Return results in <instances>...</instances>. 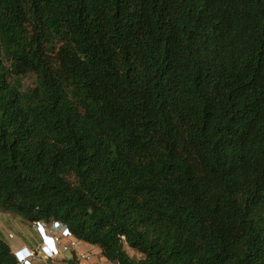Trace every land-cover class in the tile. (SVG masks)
I'll list each match as a JSON object with an SVG mask.
<instances>
[{"label":"trees","instance_id":"obj_1","mask_svg":"<svg viewBox=\"0 0 264 264\" xmlns=\"http://www.w3.org/2000/svg\"><path fill=\"white\" fill-rule=\"evenodd\" d=\"M0 210L111 264H264V0H0Z\"/></svg>","mask_w":264,"mask_h":264},{"label":"built area","instance_id":"obj_2","mask_svg":"<svg viewBox=\"0 0 264 264\" xmlns=\"http://www.w3.org/2000/svg\"><path fill=\"white\" fill-rule=\"evenodd\" d=\"M34 227L41 238V245L36 251L29 248L15 251L17 264H37V261L42 264H62L59 262L61 256L78 252L83 243L73 237L68 227L59 223H36ZM90 259V255L83 254L79 264H87Z\"/></svg>","mask_w":264,"mask_h":264},{"label":"rangeland","instance_id":"obj_3","mask_svg":"<svg viewBox=\"0 0 264 264\" xmlns=\"http://www.w3.org/2000/svg\"><path fill=\"white\" fill-rule=\"evenodd\" d=\"M36 85V77L29 75L24 77V88L25 90L31 89L35 87ZM34 226V225H33ZM33 235L32 232V224L27 223L24 221L21 217L16 216L14 214L10 213H4L0 210V236L4 237L6 240L12 241V239H23L27 237L28 235ZM12 236V238H11ZM39 249L38 245H35V251ZM126 250L130 257H132L135 260L142 259V256L130 249L128 246H126ZM92 256V260L90 259L87 264H111L108 262L102 255L101 251L97 249L96 251H93L90 253ZM62 264H77V261L68 262L67 260H61L59 261ZM37 264H42L40 261H37ZM79 264V262H78Z\"/></svg>","mask_w":264,"mask_h":264},{"label":"crops","instance_id":"obj_4","mask_svg":"<svg viewBox=\"0 0 264 264\" xmlns=\"http://www.w3.org/2000/svg\"><path fill=\"white\" fill-rule=\"evenodd\" d=\"M32 232L33 235H28L27 237L23 238V239H12V241L10 240H6L7 243L10 245L11 249L13 252L15 251H20L24 248H29L30 250H35V245L40 246L41 245V238L39 236V234L37 233L35 227L32 225ZM98 248L82 243L80 250L78 252H70V253H66L63 256H61V260H67L68 262L72 261H80V256L85 254V255H91L90 253L93 251H96ZM92 257V256H91ZM92 260V258H91ZM68 264V263H67ZM69 264H73V263H69Z\"/></svg>","mask_w":264,"mask_h":264},{"label":"clouds","instance_id":"obj_5","mask_svg":"<svg viewBox=\"0 0 264 264\" xmlns=\"http://www.w3.org/2000/svg\"><path fill=\"white\" fill-rule=\"evenodd\" d=\"M14 253V252H13Z\"/></svg>","mask_w":264,"mask_h":264}]
</instances>
